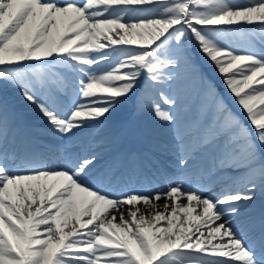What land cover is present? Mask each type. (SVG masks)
<instances>
[{"label": "snow or ice", "instance_id": "obj_1", "mask_svg": "<svg viewBox=\"0 0 264 264\" xmlns=\"http://www.w3.org/2000/svg\"><path fill=\"white\" fill-rule=\"evenodd\" d=\"M193 43L248 124L203 77L213 121L178 122L177 99L157 86L180 69L199 73ZM0 82L63 138L118 106L144 109L150 87L156 95L147 107L172 126L178 166L211 150L208 174L235 173L246 189L205 195L175 183L113 195L86 179L96 155L49 168L38 154L9 153L0 119V264H264V225L257 232L236 220L264 188V0H0ZM118 168L113 162L98 182H112Z\"/></svg>", "mask_w": 264, "mask_h": 264}, {"label": "bare ground", "instance_id": "obj_2", "mask_svg": "<svg viewBox=\"0 0 264 264\" xmlns=\"http://www.w3.org/2000/svg\"><path fill=\"white\" fill-rule=\"evenodd\" d=\"M58 2H63V0H58ZM235 2H238V3H243L245 2V0H242V1H237L235 0ZM192 47L194 48V54H195V57H196V60H195V63L196 65L198 66V69H199V73L198 74H201L206 76L207 78L210 79L211 82L214 83V86L217 87V85L219 86V88H221L222 91L221 92V95L218 93V96L219 97H222L223 100H227L225 97H227L229 95V98L230 100H233L235 101V98L232 94L229 93V91L226 89L223 81H222V78L221 76H219L217 74V71L215 69V67L210 63L208 62L207 60L204 59V57L195 49V44L193 43L192 44ZM115 60H116V56L113 55L112 56V59L110 61H106V62H101L100 64L97 65V71L99 72H103L105 70H107L111 64H114L115 63ZM183 70V69H182ZM182 70L180 71L179 75L177 76L178 78H181V76H186V79L184 81H182V83H180L179 85L175 86L176 89L174 88H166L165 85H170L172 84L174 81L170 82L169 84H162V85H158L157 86V89H162L167 95L169 96H173L174 98H178L179 95V90L180 89H184V90H188L189 89V86L191 85L193 79H195V76L191 73H188V72H185L182 73ZM212 76H211V74ZM191 75H193L191 77ZM211 77H213V79L211 80ZM1 88L3 89V91L10 95V96H6L4 98V100L2 101L3 103H15V104H18L19 101H23V102H26L25 99L21 98L22 96L18 94V91L16 90H13L12 87H8V86H5V85H2V87L0 86V91H1ZM199 90L201 92V94L196 98L195 102L192 103V100H190L188 96H184V99H182V101L180 100L181 102V105L180 107L179 106H176V108L173 109V112L175 114L178 113V111L182 108H184L183 110V114L178 118V122L182 125V126H185L184 123L185 121H188L189 123L191 122V120L193 119V113H192V108L195 107V106H199L203 99H205V97L208 95L206 90H205V87H204V84L202 86L199 87ZM215 90V89H214ZM7 91V92H6ZM188 92H190V90H188ZM187 92V93H188ZM152 93V98L154 97V93ZM149 95H150V92H149ZM149 97V96H148ZM188 97V98H187ZM187 98V99H186ZM145 99V98H144ZM200 100V101H199ZM210 100L211 101V105L207 106L206 108V111H207V114L205 116L204 112H198L197 115H196V124H201L205 118V121H211L214 119V114H215V108H214V101L212 99V97H210ZM199 101V103H198ZM149 100H144V103L145 104H148ZM179 102V103H180ZM29 106H31V104H24V105H20L19 107V111L20 112H26V111H31L30 108H28ZM129 107V104H126L125 105V108ZM115 114L117 113V110L114 111ZM202 116H204L202 118ZM158 121V120H157ZM112 122L111 120H103L101 121L96 128L100 127V126H104V125H107L108 123ZM7 126H9V122H7ZM170 126H168L169 128ZM37 128V127H36ZM95 128V129H96ZM37 129H40V130H46L44 128H41V127H38ZM84 135H88V132H86ZM36 136L39 137V138H42L43 140H47V141H44L46 142L47 144V147H46V150H48V152L50 151H54V147H51L50 144L52 143L49 138H45L43 136H40L39 134L36 133ZM80 133H78L77 135L73 136V137H68L66 138L65 142H67L68 144H66L67 146H77L78 144H80L79 140H80ZM141 136V139L140 141H138L136 144L132 145L130 148H127L126 149V155H130L134 152H138L140 154H143L146 149L150 148V146L146 145L144 143V140H146V137L144 135H140ZM9 138L11 136H8ZM79 138V139H78ZM78 139V140H77ZM31 140H34L33 137H26L22 140H20L19 142V146L21 148V146H24L25 148H28V142L31 141ZM11 140L9 139H6L4 140V148H6L7 150H9V144H11ZM92 144H94L91 139H88L85 143H83L81 145V147L79 148V151H75V154H73V157H79V156H82V154H86V150L92 146ZM93 153L92 154H96V155H99L101 152H100V149L98 148H94L93 149ZM152 150H154L152 148ZM171 151H168V155H174V158L173 157H169L165 154H162V153H166L165 150H162L161 152L157 153L158 154V160H161L162 163L164 164L165 168L168 169L169 172H171L172 170L171 169H178L180 168L178 166V159H179V150L177 148V144L175 143L174 144V147L169 149ZM10 151V150H9ZM155 151V150H154ZM30 153V152H29ZM116 153L113 154L114 157L116 158ZM32 154H38V153H32ZM175 154H178V156H175ZM16 155L18 156H23L22 153L18 152ZM31 155V154H29ZM39 156H42L43 154H38ZM27 156V155H25ZM152 158V161L148 162V163H156V161L154 160V156H151ZM44 159V158H43ZM211 159H212V153L210 151V154H206V160L207 161H210L211 162ZM200 162V160L198 161ZM100 163V159H97V164H96V167L95 168H99V164ZM143 164V162H142ZM159 165V164H158ZM169 165V166H168ZM196 165L194 166H191V167H195ZM48 167L49 168H53V167H58L55 163H49L48 164ZM108 167V165L104 168V171L105 169ZM189 167V168H191ZM163 169L161 167L160 170H158V167L157 165H153L152 166V169L150 170V172L154 175V176H158L161 180V182L163 183V185H157V184H154L153 187H147L145 189H143L146 185H143V186H128L127 187H119L120 188V191H125V190H132V191H136V192H142V193H154V192H157V191H164V190H167L169 184H175V183H182L180 182V180H187V179H192L188 182H183V187L185 189H197V188H200L202 191H204V194L207 195L209 194L207 189L209 188H213L212 186L215 185V183L217 182V179L218 177L221 175H216V176H210L209 174L205 176V174L208 172V169L205 167V168H202V166H200L197 170H193V175L192 173H190L189 171V168H182V176L180 178L176 177V176H172L171 174L169 175V172L166 170V169ZM103 171V172H104ZM101 171H99V174H94L95 177H99L101 174ZM200 173L203 175V176H200ZM103 174V173H102ZM173 175H176V174H173ZM191 176V177H190ZM190 177V178H189ZM201 177H203L201 179ZM87 179V178H86ZM178 179V180H177ZM88 180V179H87ZM89 183H93L92 180H88ZM167 182V184H166ZM222 182H225V180H223ZM229 185L233 186L232 188H227L225 191H239V192H244L246 189L244 188V185H243V181H242V178L240 176H236L234 179H232L231 181L228 182ZM231 183V184H230ZM94 184V183H93ZM97 186H99L97 184ZM230 187V186H229ZM102 190L106 191V192H109L113 195H119L118 193V190L114 191V188H111L110 186L108 187H100ZM217 192L212 190V194H216ZM182 203L184 202L183 200L181 201ZM164 201L161 200L160 202H158L159 204V210L160 211H163V205ZM244 206H242L241 208H244ZM171 209L169 208V211ZM142 211H150V209H144L142 208ZM118 222V221H117ZM163 223V222H162ZM166 226V225H165Z\"/></svg>", "mask_w": 264, "mask_h": 264}, {"label": "rangeland", "instance_id": "obj_3", "mask_svg": "<svg viewBox=\"0 0 264 264\" xmlns=\"http://www.w3.org/2000/svg\"><path fill=\"white\" fill-rule=\"evenodd\" d=\"M191 47H192V45H191ZM190 47V48H191ZM194 49V48H193ZM180 83H182V82H180ZM179 83V84H180ZM147 89H150V87H148ZM183 90L184 89H180L179 90V95H182V92H183ZM145 99H147V100H149L150 101V96L148 97V96H145ZM130 105H133V104H130ZM135 106V105H134ZM238 106V105H237ZM136 107V106H135ZM128 109H130L131 110V114L129 115L130 117L128 118V121H130V120H133V121H135V119H136V115H137V110L138 109H136V108H128ZM117 110V109H116ZM115 110V111H116ZM123 112H129V111H123ZM141 113H142V115L143 116H147V119H149V121L150 122H152V123H154L155 125H160V126H163L164 124L163 123H161V122H159V121H157L155 118H154V116H153V114H152V112H150L149 111V109H148V107L145 105V107H144V109H142L141 110ZM108 120H110V119H108ZM167 136H169V135H167ZM166 143H169V141H168V139H166V138H163V146L165 145ZM162 145V144H161ZM169 151H171V150H169Z\"/></svg>", "mask_w": 264, "mask_h": 264}]
</instances>
